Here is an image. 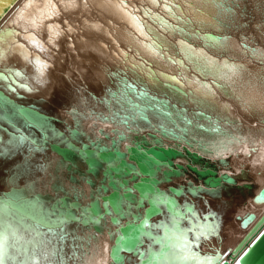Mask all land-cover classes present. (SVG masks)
Masks as SVG:
<instances>
[{"label": "bare ground", "instance_id": "6f19581e", "mask_svg": "<svg viewBox=\"0 0 264 264\" xmlns=\"http://www.w3.org/2000/svg\"><path fill=\"white\" fill-rule=\"evenodd\" d=\"M6 1L0 0V11ZM159 14L186 31L162 23ZM8 16L1 25L0 69L12 67L27 86L11 89L0 77V87L16 103L34 104L52 117L35 110L22 117L15 113L19 108L0 106V123L15 129L10 119L25 134L9 140L0 127V195L10 204L24 201L28 213L53 217L54 224L39 220L26 227L1 211L0 264H217L228 258L253 226L243 227L237 215L264 216V203L253 200L264 184V0H17L0 23ZM75 21L76 31L65 27ZM8 26L44 39L52 50L41 55L53 65L41 61L27 38L17 35L32 54L14 43ZM204 31L223 37L208 40ZM181 37L197 46V55L207 56L199 62L207 73L198 69L195 56L186 57ZM15 67L25 68V75L15 74ZM162 72L176 74L192 92L169 90ZM123 75L186 105L192 124L176 111L175 122L152 109L146 110L149 119L143 117L125 103L136 97L123 92ZM197 108L211 112L224 129H200L207 121L193 113ZM160 145L174 150L163 157L149 150ZM104 149L113 154H101ZM208 166L217 175L232 174L234 181H206L200 169ZM144 174L155 178L151 188L139 189L134 181ZM150 200L160 209L146 217ZM133 221L144 228L131 246L121 241L120 226Z\"/></svg>", "mask_w": 264, "mask_h": 264}, {"label": "water", "instance_id": "95a60500", "mask_svg": "<svg viewBox=\"0 0 264 264\" xmlns=\"http://www.w3.org/2000/svg\"><path fill=\"white\" fill-rule=\"evenodd\" d=\"M16 1L17 0H10L8 3L3 5L2 10L0 11V21L3 18V16L10 10V8L16 3ZM3 2H7V1L3 0ZM122 2L125 5H127V3L125 1H122ZM176 4H178V3H176ZM167 5L170 6V3H168ZM19 6H20V4L18 3L14 7L12 12L9 14V16L16 9H18ZM131 7H133V6H131ZM134 8L137 9L136 6H134ZM146 12H147V14H149L151 11L146 9ZM156 12H159V11H156ZM9 16L4 18V20L0 23V32L4 29L3 27H1V25H4L5 22H7V19L9 18ZM159 16H160L161 20L164 21L162 23L166 22L170 26H173V27L179 29L180 31H186L185 27L180 25L179 23H173L171 21L169 22L168 19L163 14H161V15L159 14ZM136 17H138V16H136ZM178 17H180V15ZM64 21H65V23H67V22L69 23V21L67 19H64ZM75 24H78V22L75 21L73 24L66 25L65 27L66 28H72L71 31L73 32L74 30L75 31L77 30V29H75L76 28L74 26ZM5 30L13 33L14 34L13 42L16 43L17 45L24 47L26 50L28 49L29 46L27 47L26 42H24L23 40H19L17 35L19 34L21 36V38L22 37L27 38L26 39L27 43L36 48L35 52L39 53L37 56L41 58V61L46 63L47 66L53 65L52 61L49 58L43 57L41 55V53L43 51L49 52V50H52V47H50V45L47 42H45L44 39H42L41 37H39L37 35L34 37H26L21 33L20 29H18L15 26H8ZM27 32L29 34L33 33V31H27ZM196 32H199V30L197 29ZM196 34L199 35L198 33H196ZM203 35L208 40H219L223 37V35L217 34L213 31H204ZM69 37L72 38L71 35H69ZM180 39H181V43L184 46L186 57L190 58L192 56H195V58H197L196 62H198L197 63L198 69H200V71L203 73H207V67L199 64V62L201 60H205V58H203V57H207V56L204 54L197 55L194 52V50L197 48V46L193 42L189 41L187 38L181 37ZM155 42L159 47H162L161 43H159L157 41H155ZM73 44H74L73 42H70V45H73ZM103 44H106V43L103 42ZM55 47L57 48L59 46L55 45ZM53 50L56 52V49H53ZM27 51H29V49ZM29 54H32V53L29 51ZM23 58L25 59L26 57H23ZM32 58H34V60L31 59V62H33V64L36 65L37 64L36 61H38V59L36 57H32ZM170 59L172 61H175L174 57H172V56H170ZM177 59L180 61H183V57H181V56H177ZM141 61L145 62L144 60H141ZM149 68L152 71H154L151 67H149ZM22 69L26 70L25 68H22ZM22 69H20L19 67L13 68L14 73L17 75L24 74V70H22ZM11 70H12V67H8V66L4 67V70L0 69V77H2L5 81H9L8 86L11 89H15L17 84L27 86V83L17 79ZM112 72H113V74L118 73V71H115V70H113ZM162 74L166 77V78L162 79V83L169 90L180 92L185 96H187L189 93L192 92L191 89L186 90L181 85L182 81L179 79V77L176 74H168V73H163V72H162ZM203 82L206 83V79H203ZM211 82L215 83L216 85H222L221 82L217 81L214 78H211ZM179 83H181V84H179ZM120 84L122 85L123 92L126 95H127V91H131V92H133V94L136 97V99H133L132 96H128L127 99L125 100V103L127 105H130V107L133 109L137 108V110H139L141 112V115L143 117H145L146 119H149V116H148L146 110L152 109V110L157 111L159 114H162L164 117H166L167 119H169L170 121H173V122L176 121V112H177L178 116H180V118H183V121L186 124H188V125L192 124L193 119L191 118V115H193V114L188 113V111H187L188 107L184 104L179 106V105H177L176 102H171V99L166 92L163 93V95H158V94L152 93V92H150L147 85H145V84L138 85V83L135 82L134 80L128 79V77L126 75H123L121 77ZM19 96L25 97V95L22 93H20ZM3 103H5V104L8 103L9 105H13V107L19 108L21 111L18 110L15 113L19 114L22 117H24V115L27 113L28 110H35L38 112L36 107L33 106L34 104L33 105H26L25 103H16L14 101V98L11 97L10 94H8L2 87H0V106H3ZM174 111H176V112H174ZM38 113L40 115L46 117V118L52 117L50 114L45 113L43 111H39ZM193 113L203 117L207 121V123L198 124V127L200 129H202L204 131H221L224 129L222 123L216 117L212 118L211 112H208L206 109L197 108L193 111ZM130 115H131L130 112L126 113V117H129ZM6 122L15 127V129H10L7 125L0 123V127L5 129L8 133H10L11 136H10L9 140H12L13 138H18V137H22V138L25 137V134H23L21 132L22 129L20 126H18L14 122H12L10 119H6ZM28 125L29 126H36L34 121H29ZM185 128H186V126H185ZM40 130H41L42 134L45 135V131L42 130L41 128H40ZM11 137H13V138H11ZM0 140H2L1 135H0ZM149 150L152 151L153 153H155L156 155L163 157V156H165L164 155L165 151H167V150L171 151V150H174V148L171 145H169L168 147H166L165 145H160L157 149L155 148V149H149ZM101 154L111 155V154H113V151L111 149H108V150L104 149V150H101ZM119 162L122 164V166H124L126 171L130 170V166L128 164L129 162L126 160V158L124 156L120 157ZM138 164L142 170L146 169V164L144 162L139 160ZM177 164L180 165L179 162ZM193 167L197 168L196 165H193ZM200 172L202 174L207 173V175L205 176V179H206V181L212 183L213 185H219L222 177L228 181H234V176L232 174L224 172V173H222V176L217 175L216 170L210 166H208L206 168H201ZM154 178L155 177H151L150 175L144 174L138 180L134 181V186L139 188V189L151 188V182L154 180ZM170 189L175 190L176 187L171 185ZM117 193H118V191L115 188L110 193L111 198L112 199L115 198ZM125 194L130 195V191H127ZM173 200L174 199L171 197L169 198V200H167V205L169 207H171V204H172L171 202ZM253 200L256 203H264V184L254 194ZM33 202L35 203L36 200H33ZM23 203H24V201L22 203L17 202V203H11L10 204V200H8V199H6L0 195V212L1 211L3 212V210L5 211L7 209L8 214L12 217V219L19 220L20 224L23 226L25 225L26 227L28 225H32V224L39 225L40 221L42 222L43 226L51 227L54 224L50 220V218H53V217H49V218L48 217H40L38 219L33 213L32 214L28 213V211L26 209L22 208L21 205H23ZM159 209H160L159 205H157L156 202L150 200L149 205L145 208V216L151 217L153 214L157 213L159 211ZM175 212H177V211H175ZM29 216L32 218V220L26 222L25 219H28ZM237 218L240 219V223L243 227H249L252 224H253V226L249 230V232L246 233V235L237 243V245L228 251V254H227L228 258H222L217 264H240V261L242 259H243L244 264H264V237H262V236H264V216L257 218V214L255 211H247L243 215H240V214L237 215ZM143 228H144V225H142L141 221L126 222L125 224H122L120 226V230H121L122 234L125 236L121 238V241L125 244H130L131 246H134L136 243V240L138 239L137 236H138L139 232L141 231V229H143ZM39 230L41 231V229H39ZM129 234L131 235V237H129ZM66 235H67V232H63V234L61 236L63 237ZM63 240H65L64 237H63ZM168 240L169 239L167 238L166 242L162 246V248L164 250H167L169 248V243H168L169 241ZM257 240H259V241H257ZM256 241H257V243H256ZM52 254L54 255L55 252L53 251ZM34 259H35V256H34ZM34 259L32 258V260H34ZM36 260H38V259H36Z\"/></svg>", "mask_w": 264, "mask_h": 264}, {"label": "snow or ice", "instance_id": "6c2138e0", "mask_svg": "<svg viewBox=\"0 0 264 264\" xmlns=\"http://www.w3.org/2000/svg\"><path fill=\"white\" fill-rule=\"evenodd\" d=\"M262 237H264V236H262ZM257 241H259V240H257ZM257 241H256V243H257ZM255 245V244H254ZM253 245V246H254ZM251 251V250H250ZM240 264H244V262H243V259L240 261Z\"/></svg>", "mask_w": 264, "mask_h": 264}]
</instances>
